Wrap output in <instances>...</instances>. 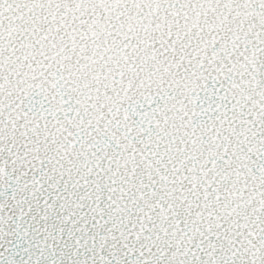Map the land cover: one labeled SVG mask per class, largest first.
<instances>
[{
    "label": "snow or ice",
    "instance_id": "snow-or-ice-1",
    "mask_svg": "<svg viewBox=\"0 0 264 264\" xmlns=\"http://www.w3.org/2000/svg\"><path fill=\"white\" fill-rule=\"evenodd\" d=\"M0 264H264V0H0Z\"/></svg>",
    "mask_w": 264,
    "mask_h": 264
}]
</instances>
